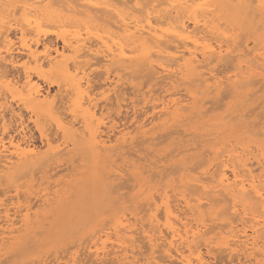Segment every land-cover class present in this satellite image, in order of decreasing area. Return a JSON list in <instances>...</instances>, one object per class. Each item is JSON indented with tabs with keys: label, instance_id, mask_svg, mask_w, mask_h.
Returning <instances> with one entry per match:
<instances>
[{
	"label": "bare ground",
	"instance_id": "bare-ground-1",
	"mask_svg": "<svg viewBox=\"0 0 264 264\" xmlns=\"http://www.w3.org/2000/svg\"><path fill=\"white\" fill-rule=\"evenodd\" d=\"M260 89L264 0H0V264L44 242L83 175L82 203L116 204L110 227L21 264H264V101L246 109ZM218 97L225 110L205 118Z\"/></svg>",
	"mask_w": 264,
	"mask_h": 264
},
{
	"label": "rangeland",
	"instance_id": "rangeland-1",
	"mask_svg": "<svg viewBox=\"0 0 264 264\" xmlns=\"http://www.w3.org/2000/svg\"><path fill=\"white\" fill-rule=\"evenodd\" d=\"M248 29V30H247ZM246 29V34L243 36V38H250V37H254L255 36V30L253 29V28H247ZM250 35L249 37L247 36L248 34ZM247 36V37H246ZM228 63V64H227ZM226 64H225V66H227V65H229L231 62H227ZM223 66H220V68H222ZM9 70H11V69H9ZM13 72H14V70H12ZM141 79H143V78H141ZM141 79H139L138 80V82L137 83H140V84H142V83H144V81H146V77H144V79L141 81ZM100 81H102V80H98V81H96V82H99V83H101ZM99 83H96V84H99ZM261 85V84H260ZM44 86H47V85H45L44 84ZM125 86L127 87L128 86V88H130V85H128V84H126V85H124V87L122 86V88H123V92H124V90H125V92H124V95L126 94V96H124L125 97V101H123V106L124 107H122L123 109L121 110V112H120V114H119V119H117V121H118V123L119 124H122V122L124 123H126V124H129L130 122H131V120H132V112H131V110H130V107H129V105L127 104V100H128V102L130 101V97H132L133 96V94H132V91H133V89H129V91H127L128 89L127 88H125ZM142 86V85H141ZM258 86H259V84H258ZM257 86V87H258ZM256 87V88H257ZM263 86H261V88H262ZM53 88H55V87H53ZM263 90L264 89H260L254 96H252V98L247 102V107H246V109L249 107V109L251 108V107H253L254 108V105H255V111H257L259 114H260V109L262 108L261 106V108L260 107H258V109H257V106L259 105V100H263L264 101V92H263ZM126 92H128L129 94L127 95V93ZM220 97H218V98H214V101L213 100H211V102H209L208 104L209 105H211V106H209L208 104H207V107L209 106V107H215L216 108V106H220L221 108H219V107H217V108H219V110L218 109H214L213 111H208L207 113H206V115H205V118H209L210 116H214V115H216V114H218V113H220V112H222V111H224L225 109V107H226V105H224L223 107H222V102H224V103H226L227 101H228V99L226 100V99H222V98H220ZM261 98V99H260ZM134 99V98H133ZM219 99V100H218ZM261 100V101H262ZM218 101V103H216ZM220 101V102H219ZM222 101V102H221ZM259 101V102H258ZM111 103V101L109 102V104ZM217 105H216V104ZM261 103V102H260ZM128 105V107L126 108V106ZM256 104H257V106H256ZM113 105V104H112ZM213 105V106H212ZM264 105V103H262V106ZM110 107H109V109L110 110H112L115 106L113 105L112 107V109H111V104L109 105ZM206 107V108H207ZM253 108H251V109H253ZM263 108H264V106H263ZM262 108V110H264ZM109 110V111H110ZM114 110V109H113ZM110 111V113H112V112H114V111ZM127 110V111H126ZM210 110V109H209ZM125 111V112H124ZM219 111V112H218ZM245 111H248V110H245ZM254 111V113H252L251 114V116H250V118H249V121H251L250 119H252V117L254 118V115H255V113H256V115H258L257 114V112H255ZM262 112V111H261ZM128 113V114H127ZM130 114V115H129ZM261 115V117L259 118V119H261V120H259V121H261L260 122V124L259 123H257V124H259V126H263L264 125V111H263V113L262 114H260ZM23 116H24V118H27V117H25V116H27L26 114H25V112L23 111ZM125 117V120H124V118H122V117ZM123 119V121H122V119ZM258 118V117H257ZM257 118H255V120H256V122H257ZM254 120L252 119V122H253ZM258 121V122H259ZM255 122V121H254ZM254 122H253V124H254ZM28 122H26V126L27 125H29V127L27 126L26 127V130H27V134L30 136V139L32 140V141H34V143H36V144H39L40 143V137H39V135H38V132L36 131V129H35V127L33 126V124L32 123H28ZM257 124H255V125H257ZM173 129V128H172ZM28 130H30V131H32V132H30V131H28ZM35 130V131H34ZM169 130V129H168ZM168 130H166L167 132H168ZM171 130V129H170ZM29 132V133H28ZM163 132H165V131H161L160 133H162V134H164ZM167 132H165V135H167L168 133ZM170 132V131H169ZM160 133H159V135H160ZM165 135H161V137H159L158 138V140H162L164 137L165 138H167V136H165ZM176 134H174V135H172V136H170V137H168L165 141H163L162 140V142H160L159 144H158V146H157V149L158 150H161L160 152H161V154H164V155H166L170 150H174V147H176L177 145H176V143L174 144L173 143V137L175 136ZM164 136V137H163ZM163 137V138H162ZM192 137V135H188L186 138H191ZM164 138V139H165ZM172 141V142H171ZM175 141V140H174ZM176 145V146H175ZM174 146V147H173ZM140 147H142V148H146V145L144 144V145H142V146H140ZM142 148H140V150L142 149ZM144 149H142L141 150V153L143 154V155H149L150 154V151L149 150H144ZM205 148H200L195 154L197 155V154H200V153H202V154H204L203 153V150H204ZM201 150V151H200ZM147 152H149V153H147ZM167 152V153H166ZM170 153V152H169ZM169 153H168V155H169ZM186 155L187 154H181V155H179V156H177L175 159H177V160H173L172 162H173V164H171L169 167L167 166V170H166V172H165V174L166 173H169L170 174V172H171V174L173 175L172 176V178H176V176H175V172H176V168L174 169V167L175 166H177V164H179V162H180V159L181 158H184V157H186ZM203 156V155H202ZM202 156H200L198 159H201V157ZM197 161V160H196ZM78 162L77 161H75L74 162V165H76ZM174 167H173V166ZM172 166V167H171ZM175 171H174V170ZM69 170H67V172H68ZM169 171V172H168ZM67 175V173H66V171H64V172H60L58 175H56L55 177H54V179H57V178H59V179H69V176H66ZM36 176H38V175H36ZM79 176V175H78ZM77 176V177H78ZM38 178V177H37ZM79 178L81 179L80 180V182H79ZM79 178H77V179H71L68 183H67V193H66V195H68V194H70V192L72 193L71 194V196L69 195V197H68V199H67V202H68V204L66 205V206H64L63 208H60V206H58L59 208H57V209H54L53 211H52V214H51V217L49 218V220L48 221H51V223H53V222H55V223H53L54 225H55V227H54V225H51V227H54L52 230H49V229H51V227L50 226H48V223H50V222H48L47 224L45 223V225L46 226H48L49 227V231L47 232V230H46V234H44L45 232H43L41 235H40V238H39V240H44V242H40V241H38L39 242V244H38V247H35V248H29V246L27 247V248H25L24 249V251L23 252H25L23 255H22V252H21V250H20V254L21 255H18V257L15 255L14 256V254L15 253H11V254H13V256L11 257V259H14V261L12 260V261H8L7 260V262H6V264H21L22 262H24V260L26 261V262H28L29 260H31V259H33V258H35V257H37V256H42V254H43V256L42 257H49L48 259L50 260L52 257H53V255H55V254H57V255H59V254H61L62 252H61V250L62 249H64V247H65V249L67 250V249H72V248H70V245H72L76 240V243H78V242H81V239H83V237L85 236V234L87 233L86 232V230L87 229H89L90 227H92V226H94V225H96L97 223H98V228L99 227H101V225L103 224V226L105 225V229H106V226H107V228H109L110 226H109V224L111 225V223H112V219L111 218H113L114 217V211H113V208L116 206V204H113V203H109L108 201L107 202H105V200H102V199H99L98 200V203L99 204H97V206H95V208H92L91 206H89V207H87V205H89V204H87V203H82V198H83V192L84 191H86V189H90V185H88V183H87V181H86V176L85 175H83V176H79ZM27 178H25V179H23V180H21V181H24V180H26ZM167 181V180H166ZM165 181V182H166ZM35 182L37 183V180H35L34 181V186L36 187L37 186V184H35ZM76 182V183H75ZM79 183V184H78ZM121 183H122V185H123V183H124V188H126L127 189V192H126V189H123V187H122V189L121 190H123V191H120L121 192V194H122V201H123V204H121V206H127V204H128V202L132 199V197H133V193H134V191H135V189H128V187H132V184H133V182L132 181H127L126 180V184H125V181L124 182H122L121 181ZM78 184V185H77ZM129 184V185H128ZM121 185V186H122ZM70 188V189H69ZM128 190H130V192H128ZM75 191V192H74ZM123 192V193H122ZM129 193L127 196H129L128 197V202H125V201H127V197H124V198H126V199H124L123 198V196L124 195H126V193ZM76 194V195H75ZM124 194V195H123ZM75 195V196H74ZM125 200V201H124ZM102 201H104L105 202V205H104V203L103 204H101L102 203ZM106 203H108V204H106ZM130 203V202H129ZM72 205V206H71ZM129 205V204H128ZM73 206H76V213L75 214H70V213H68L69 212V209L71 208L72 209V207ZM79 206H84V209H81ZM99 210V211H98ZM54 212V213H53ZM112 213V214H111ZM70 214V215H69ZM53 216V217H52ZM87 217H90V218H88L87 219ZM111 217V218H110ZM85 218V219H84ZM92 218V219H91ZM54 219H56L55 221H54ZM61 219V220H60ZM86 219H87V221H86ZM64 220H67L71 225L67 228V226H64V225H62L61 223L64 221ZM107 221L106 223H107V225L106 224H104V222L105 221ZM108 220H110V221H108ZM80 221V222H79ZM104 221V222H103ZM82 222V223H81ZM85 222V223H84ZM111 222V223H110ZM50 223V224H51ZM60 223V224H59ZM77 223V224H76ZM58 224H59V226H58ZM75 224H76V226H75ZM85 224V225H84ZM77 225H78V228H77ZM64 226V227H63ZM72 226V227H71ZM79 226H82L83 228L82 229H80L81 227H79ZM109 226V227H108ZM56 227H59L58 229L60 230L59 232H58V229H57V231L55 230L56 229ZM74 227H76V228H74ZM62 228V229H61ZM65 228V229H64ZM72 229L73 230V228L74 229H77V230H75L74 232L72 231V233L70 234V232H69V229ZM71 229H70V231H71ZM79 229H80V231H79ZM62 230H64L65 231V233H67L64 237H62V234H63V232L64 231H62ZM56 231V233H58V234H56V233H54V235H53V232H55ZM69 232V233H68ZM60 233H61V235H60ZM44 234V235H43ZM73 234V235H72ZM43 236H44V238H43ZM59 236H61V238L59 237ZM87 236V235H86ZM56 237H58V238H56ZM55 239H58V240H55ZM85 239H86V237H85ZM84 240V239H83ZM67 243H68V245H67ZM85 243V242H84ZM35 244V243H34ZM67 245V246H66ZM82 245H83V243H82ZM36 246H37V243H36ZM67 247H69V248H67ZM29 248V250H27L26 251V249H28ZM38 248V249H37ZM76 248V247H75ZM75 248H73V249H75ZM77 248H79L80 249V246H78ZM59 250V252L58 251H56V250ZM64 249V250H65ZM50 250H54L51 254H49L51 251ZM64 250H62L63 251V254H65V251ZM15 251V250H14ZM17 251L19 252V249H17ZM80 251H82V249H80ZM13 252V251H12ZM18 252H16V254L18 253ZM79 253V252H78ZM80 254V257H83L84 255L82 254L81 255V252L79 253ZM221 254V253H220ZM219 253H217V256H216V258L214 259V262H216V263H214V264H222V263H224V264H228V259L226 258V256H225V258H224V254L222 253L221 255H220ZM10 255V254H9ZM8 256V255H7ZM17 257V258H16ZM222 258V259H221ZM224 258V259H223ZM8 259H10V258H8ZM227 259V260H226ZM225 260V261H224ZM226 262V263H225ZM25 264V263H24Z\"/></svg>",
	"mask_w": 264,
	"mask_h": 264
}]
</instances>
